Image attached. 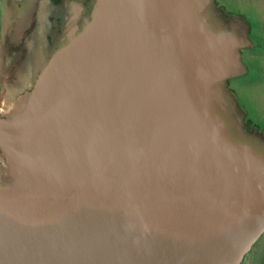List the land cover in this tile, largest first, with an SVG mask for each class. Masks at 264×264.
I'll return each mask as SVG.
<instances>
[{
	"label": "water",
	"instance_id": "1",
	"mask_svg": "<svg viewBox=\"0 0 264 264\" xmlns=\"http://www.w3.org/2000/svg\"><path fill=\"white\" fill-rule=\"evenodd\" d=\"M211 0H96L21 117L0 118V264H242L264 163L217 116L245 41Z\"/></svg>",
	"mask_w": 264,
	"mask_h": 264
},
{
	"label": "flooded vegetation",
	"instance_id": "2",
	"mask_svg": "<svg viewBox=\"0 0 264 264\" xmlns=\"http://www.w3.org/2000/svg\"><path fill=\"white\" fill-rule=\"evenodd\" d=\"M95 5L96 0H0V118L26 113L40 77L53 58L92 20ZM247 6L264 13V0H245V4L239 0L230 4L211 0L203 12L211 30L245 41V47L235 52L245 66L243 76L248 73L245 53L257 45L253 43L250 17L245 14ZM257 27L259 33H264V25ZM257 39L264 51V41L260 36ZM231 79L222 86L220 102L213 98L215 113L225 124L231 141L249 149L264 163V130L239 109L229 86ZM14 184L10 164L0 148V190ZM263 238L264 235L257 244Z\"/></svg>",
	"mask_w": 264,
	"mask_h": 264
},
{
	"label": "rangeland",
	"instance_id": "3",
	"mask_svg": "<svg viewBox=\"0 0 264 264\" xmlns=\"http://www.w3.org/2000/svg\"><path fill=\"white\" fill-rule=\"evenodd\" d=\"M222 1L229 4L232 2V0ZM239 1L245 4V0ZM244 8L253 27V43L257 45L256 49L245 53L248 73L245 76L232 78L229 81V86L239 109L243 113L247 112L259 129L264 130V51L260 49L258 44L260 40L257 39L260 36L264 41V33H259L257 27L264 25V13L255 7ZM254 256L257 257L258 264H264V238L254 247L245 264H255L253 263Z\"/></svg>",
	"mask_w": 264,
	"mask_h": 264
},
{
	"label": "trees",
	"instance_id": "4",
	"mask_svg": "<svg viewBox=\"0 0 264 264\" xmlns=\"http://www.w3.org/2000/svg\"><path fill=\"white\" fill-rule=\"evenodd\" d=\"M251 254H252V252L248 256H250ZM248 256L246 257V260H247ZM253 263L258 264L257 257H255V256L253 257ZM242 264H245V261Z\"/></svg>",
	"mask_w": 264,
	"mask_h": 264
}]
</instances>
